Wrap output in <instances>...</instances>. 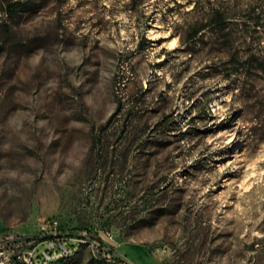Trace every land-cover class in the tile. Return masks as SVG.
Instances as JSON below:
<instances>
[{"label": "rangeland", "instance_id": "obj_1", "mask_svg": "<svg viewBox=\"0 0 264 264\" xmlns=\"http://www.w3.org/2000/svg\"><path fill=\"white\" fill-rule=\"evenodd\" d=\"M194 1L0 4V232L58 220L48 264H264V0L187 43Z\"/></svg>", "mask_w": 264, "mask_h": 264}, {"label": "built area", "instance_id": "obj_2", "mask_svg": "<svg viewBox=\"0 0 264 264\" xmlns=\"http://www.w3.org/2000/svg\"><path fill=\"white\" fill-rule=\"evenodd\" d=\"M57 225L56 219L45 220L42 223L43 233L38 237L0 232V264H37L46 262L53 255L75 252V245H71L73 242L68 243L52 232ZM78 240L84 242L82 238ZM99 255L108 257L104 252Z\"/></svg>", "mask_w": 264, "mask_h": 264}, {"label": "trees", "instance_id": "obj_3", "mask_svg": "<svg viewBox=\"0 0 264 264\" xmlns=\"http://www.w3.org/2000/svg\"><path fill=\"white\" fill-rule=\"evenodd\" d=\"M28 0H0V4L2 5V10L9 16H14L19 11L25 8V4ZM137 3L147 2V0H134ZM199 0L194 1L193 8H196ZM206 2V10L205 13L200 16H195L193 21L187 26L184 30L183 41L190 43L194 42L197 38L198 34L205 28L224 30L229 24L233 23L234 25H245L247 20L252 19L247 15L244 16L241 14V11H249V8L246 7L244 9L235 10L234 8L230 10L228 6L224 5L223 0H205ZM149 15H147L143 22L144 26L148 25ZM200 19V21L198 20ZM251 26L257 30L259 27L264 29V23L257 19L251 22ZM146 43L150 42V39L147 36L142 35ZM74 245V243H71ZM65 258V257H63ZM61 258V259H63Z\"/></svg>", "mask_w": 264, "mask_h": 264}, {"label": "bare ground", "instance_id": "obj_4", "mask_svg": "<svg viewBox=\"0 0 264 264\" xmlns=\"http://www.w3.org/2000/svg\"><path fill=\"white\" fill-rule=\"evenodd\" d=\"M71 252H66L65 254H57V255H53L48 257V260L46 262H39L37 264H48L49 262L53 261L54 259L69 255Z\"/></svg>", "mask_w": 264, "mask_h": 264}]
</instances>
